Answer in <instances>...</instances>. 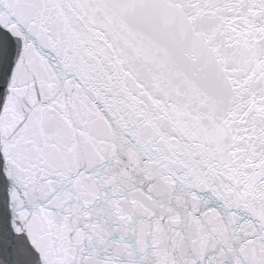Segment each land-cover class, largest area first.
Wrapping results in <instances>:
<instances>
[{
	"label": "snow or ice",
	"instance_id": "6c2138e0",
	"mask_svg": "<svg viewBox=\"0 0 264 264\" xmlns=\"http://www.w3.org/2000/svg\"><path fill=\"white\" fill-rule=\"evenodd\" d=\"M0 264H264V0H0Z\"/></svg>",
	"mask_w": 264,
	"mask_h": 264
}]
</instances>
